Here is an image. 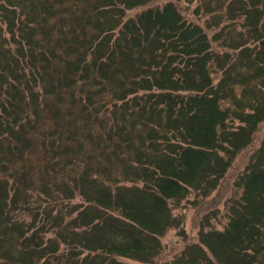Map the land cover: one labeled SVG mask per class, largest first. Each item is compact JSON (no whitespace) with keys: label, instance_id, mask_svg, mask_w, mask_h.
<instances>
[{"label":"trees","instance_id":"obj_1","mask_svg":"<svg viewBox=\"0 0 264 264\" xmlns=\"http://www.w3.org/2000/svg\"><path fill=\"white\" fill-rule=\"evenodd\" d=\"M152 2L0 0V241L6 236L3 232L5 226L24 246V258L33 253L34 257L38 254L36 262L43 259L42 264H50L52 261V264H99L84 254L96 247L106 250L101 245L92 247L90 244L91 237L97 235L95 232L104 234L105 225L112 232L111 237L116 236L118 239L109 242L110 252L144 259L149 250L153 258L160 243L150 239L148 233L156 230L163 233L173 224L168 200L180 198L188 191L212 157L222 161L216 152L217 133L225 113L219 104L221 96L213 92L216 81L215 54L209 36L199 23L186 21L171 2L162 7H149L133 17L126 15L136 8L142 7L143 10ZM104 15L106 19H103ZM47 20L52 21L55 28L48 26L41 29L44 40L48 35H55L51 46L62 44L66 50L65 59L68 62L63 64L61 59V68L65 73L61 76L60 85L63 89H70L72 103H82L79 111L92 121H98L97 124H108L107 110L115 105L133 102L136 110L141 108L145 111L147 122H140L145 125L141 133L149 134L147 142L143 138L138 141L142 146L147 143L148 147H154L169 161H166L164 169L160 167L159 173L146 168V159H142L143 167L148 171L147 176L156 180L158 185L154 184V189H148L149 192L143 190V199L124 201L122 204L116 202L115 198H108L111 201L99 200L89 192L80 191V180L87 179L89 175L95 177L96 173L86 171L70 177L66 172L61 179L64 185L61 189V203L68 205L75 192L83 200L73 210L77 212L75 215L69 213L72 210L65 212L60 208L61 216L57 218H61V224L52 227V236L47 239L50 243L43 249L40 243L41 232L36 231L39 228H36L37 223L26 221L32 212L27 197L32 200L34 198L33 203L37 200L32 182L30 184L26 176L23 178L22 173H18L17 177L14 175L12 183L9 175L4 173L10 171L13 155L20 159L22 152L32 143L30 135L36 127L35 120L41 117L33 110L25 113L19 103L41 98L42 91L35 82L33 84L31 72L33 69H41L44 50L40 45L41 40L32 33V26H39ZM68 25H73V30L67 31ZM76 25H79L78 29ZM223 66L227 74L228 64L224 63ZM89 79L103 85L111 82L120 90L111 96L94 100V92L84 93L80 90ZM232 79L228 77L225 85H229ZM154 90H158L156 103L152 97ZM226 91V87L221 90ZM140 98L145 105L138 104ZM96 104H101L99 110L95 108ZM158 108L164 109L165 117L169 120L167 130H162L163 126L158 124L150 126L149 119L164 115ZM22 109L25 114L20 117L18 113ZM50 114L56 117L57 110H51ZM27 122L29 127L24 126ZM140 123L131 121L129 126L119 128L118 131L127 135H131L135 129L140 132ZM78 130L70 127L69 134ZM104 130L93 134L103 133ZM127 141L129 138L126 137L118 139L120 147L115 142L111 143V140L107 142L112 150L111 157H118V151L127 146ZM262 144L254 161L249 164L261 165L260 171L241 180L242 200L231 207L232 217L228 220L224 234L214 236V244L224 247L226 264H264V258L258 259L259 254H264V140ZM52 147L56 148L55 145ZM176 151L180 153L172 157L171 154ZM262 153L263 157L260 156ZM136 155L143 156L139 152ZM223 161L221 166L206 171L203 176L211 172L212 182L216 177L219 180L216 172L221 170L223 174L226 165ZM162 173L163 178L159 179ZM52 192L55 193L52 200H56L59 195L54 189ZM108 206L120 211L121 217L124 216L123 210H126V217L122 221H106L105 214H100V208ZM38 222L42 225L41 221ZM2 249L0 242V264H13L11 257L7 258ZM21 264L34 263L30 259L21 261Z\"/></svg>","mask_w":264,"mask_h":264},{"label":"rangeland","instance_id":"obj_2","mask_svg":"<svg viewBox=\"0 0 264 264\" xmlns=\"http://www.w3.org/2000/svg\"><path fill=\"white\" fill-rule=\"evenodd\" d=\"M167 2L173 3L186 21L199 23L209 36L215 54L216 81L213 92L221 96L219 104L225 113V118L218 128L216 152L221 156L222 161H226H223L226 165L223 167V174L221 170L216 172L219 180L214 176L216 179L212 182L211 172L207 176H203V173L222 165V161L212 157L210 163L198 173L196 182L192 183L188 191L183 195L182 192L180 198L168 200L173 224L163 233L159 230L148 233L150 239L160 243L158 252L153 258L149 250L145 253L144 259L110 252L109 242L118 239L116 236L111 237L112 232L105 225L104 234L95 232L94 234L97 235L93 234L90 244L92 247L101 245L106 250L96 247L84 254L94 258L99 264H226L224 247L214 244V236L219 233L224 234L228 220L232 217L231 207L242 200L241 180H246L261 168V165L249 164L254 161L264 140V0H153L143 10L142 7L136 8L126 15L133 17L149 7H162ZM106 18L104 15L103 19ZM48 26L55 28L50 20L39 26H32V33H35V38L41 40L40 45L44 50V63L41 69L39 71L33 69L31 72L33 84L35 82L42 91L41 98L36 101L31 99L27 102H18L19 106L22 104L25 113L33 110L41 117L35 120L36 127L30 135L32 143L25 148L20 159L13 155L10 171L4 173L9 175L12 183L15 179L14 175L17 177L18 173H22L23 178L26 176L30 184L32 182L31 186L37 200L33 203L34 198L32 200L27 197L31 202L32 212L29 218L26 217V221L37 223L36 228H39L36 231L41 232L40 243L43 249L50 243L47 239L52 236V227L61 224V218H57L61 216L60 208L65 212L72 210L69 213L75 215L77 212L73 210H76L75 207L81 205L80 202L83 200V198L79 199L81 197L75 192L68 205L61 203V189L64 188L61 179L65 177L66 172L70 177H76L86 171L96 173L95 177L89 175L85 176L87 179L80 180V191L89 192L99 200L115 198L116 202L122 204L124 201L143 199L145 197L143 190L149 192L148 189H154V184L158 185L156 180L147 176L148 171L143 167L142 159H146L147 164L144 165L146 168L159 173H161L160 167L164 169L167 165L166 161H169V158L158 153L154 147H148L147 143L142 146L138 141L143 138L147 142L149 134L141 133L145 125L140 122H147L144 117L145 111L141 108L136 110L133 102L115 105L116 107L107 110L108 124L104 122L97 124L98 121H92L90 117L79 111L82 103L73 104L70 89L61 88L60 79L65 73L61 68V59L63 64L68 62L65 59L66 50L62 44L51 46L55 35H48L44 40L41 29ZM73 27L68 25L66 29L71 31ZM78 27L79 25H76V29ZM224 63L228 64L227 74ZM228 77H233L235 81L233 82L232 79L229 85H225ZM99 84L89 79L80 90L84 93L94 92L92 98L94 100L106 95L111 96L120 90L111 82H105L106 85ZM224 87L227 91L221 92ZM157 92L158 90L153 91L154 103L158 100ZM38 101L40 103L37 104ZM138 104L145 105V102L140 98ZM95 108L99 110L101 104H96ZM53 109L57 110L56 117L50 114ZM158 110L164 113L163 108ZM22 111L23 109L18 113L20 117L25 114ZM131 121L140 123V132L135 129L132 130L131 135L119 133V128H126ZM148 121L151 123L150 126L156 124L163 126L162 130H167L169 125L165 113ZM24 126L29 127L28 122ZM70 127L79 130L69 134ZM92 129L95 130L93 132L105 130L103 133L93 134ZM123 137L129 138L127 146L118 151V157H111L112 150L107 142L111 140V143L115 142L120 147L118 139ZM54 145L56 148L53 149ZM137 152L143 156L138 157ZM179 153L176 151L171 156L176 157ZM260 156L263 157V153ZM66 160L70 163L66 162V164ZM50 171L53 174H49ZM161 175L159 179L163 178V173ZM53 189L59 195L56 200H52L55 198ZM38 192L42 193L38 195ZM67 193H71L68 188ZM111 209V206L100 208V214H105L106 221L107 219L114 222H116L114 219L122 221L126 217V210H123L125 217H121L120 211ZM38 221H41L42 225ZM3 232L6 236L0 241L2 251L7 258L11 257L13 264H21V261L30 259L34 264L43 263V259L36 262L38 254L34 257L33 253H29L24 258L22 255L24 246L21 241L17 240L14 233L5 226ZM27 234L31 235L28 232ZM95 238L98 239L96 242H94ZM263 255L259 254L258 259H263Z\"/></svg>","mask_w":264,"mask_h":264}]
</instances>
